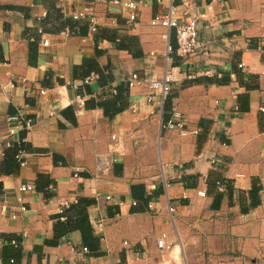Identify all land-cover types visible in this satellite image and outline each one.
<instances>
[{"label":"crops","instance_id":"0c3cea01","mask_svg":"<svg viewBox=\"0 0 264 264\" xmlns=\"http://www.w3.org/2000/svg\"><path fill=\"white\" fill-rule=\"evenodd\" d=\"M106 1L0 0V162L7 118L20 111L32 120L16 137L23 135L29 149L23 165L0 177V264H264V0H191L192 16L205 15L195 23L209 54L180 59L174 53L168 62L164 53L168 44L177 46L175 30L151 20L181 0H136L134 22ZM82 10L96 17L98 32L62 35ZM39 26L46 48L34 37ZM170 70L167 114H181L184 136L163 128L165 104L148 102L144 85L122 91L121 110L112 117L97 105L132 72L160 78ZM91 75L97 76L86 84ZM224 75L227 83L206 81ZM202 120L210 124L198 149ZM100 159L108 169L98 174ZM213 171L233 186L231 195L219 188L217 208L206 187ZM40 175L53 185L48 199L36 190ZM252 179L262 186L260 204L244 213L242 194ZM132 184L153 194L143 212H131ZM23 185L34 190L22 193ZM81 198L94 201L88 217L99 256L82 251L76 230L52 243L55 217ZM163 235L170 250L157 246Z\"/></svg>","mask_w":264,"mask_h":264},{"label":"built area","instance_id":"2783aa9c","mask_svg":"<svg viewBox=\"0 0 264 264\" xmlns=\"http://www.w3.org/2000/svg\"><path fill=\"white\" fill-rule=\"evenodd\" d=\"M92 3H106V0H91ZM158 3H161V0H157ZM109 3H112L118 6L122 11H128V21L134 22L136 19V10H137V2L136 0H110ZM194 5L191 0H181V10L178 7L169 6L165 13L156 14L152 20V26H161L166 29L175 30L176 42L177 46L174 49L170 44L167 45L166 51L164 53V59L166 62L170 61V57L172 54L176 53L180 59H186L192 55H203L208 56L210 51V43L200 36V33L196 26V20L204 18L205 15H200L198 17H193L190 11V8ZM87 10V9H86ZM82 10L79 12H75L71 20L74 22L86 23L88 29L91 33H96L98 30V23L96 17L89 11ZM264 12V9H263ZM46 13H42V19L46 17ZM62 35L66 37L77 35L78 28H74L73 30L70 27H65L61 31ZM35 35L39 37V44L42 47H48L49 41L45 37L44 31L41 26L35 29ZM264 40V38H262ZM261 43V41H260ZM244 65L241 63L239 68H243ZM97 75H91L87 77L84 81L86 84H89L92 79H94ZM98 78V77H97ZM123 82L127 85L128 89L132 88L136 85H144L148 88L149 94L146 96L148 102L152 103L156 99L160 101V104L164 105L170 96L171 92V84L174 80V75L172 71L165 72L160 78L155 77L149 72L139 73L132 72L123 78ZM44 93V91H40ZM75 102L79 106H83V99L77 97ZM7 121L10 123V130L8 132V142L4 145L5 147H9L13 142L17 139V133L20 130H30L32 127V120L27 119L23 116L22 112H17L15 115L9 116ZM163 128L165 129H178L181 135H186L188 131L184 127V122L182 120V116L177 111H171L169 118L166 121H163ZM198 131H193V134H197ZM16 139V140H15ZM24 153L20 152L18 154V160L20 166L23 165V156ZM103 160L98 161V174L104 173L107 171V166L104 165ZM74 176H77L76 174ZM34 187L32 185H23L20 187V192L24 193L27 191H33ZM200 195H204L203 193H199ZM21 203L22 200L19 199ZM23 204V203H21ZM149 206V205H148ZM67 207V204L64 205V208ZM20 210L24 212L26 208L24 205H20ZM173 209L169 208L171 212ZM14 219L16 216H12ZM14 247H17V243L15 241L9 242ZM157 246L160 249L170 250L171 244H166L165 236L163 235L161 239L157 241ZM83 252H87V248H82Z\"/></svg>","mask_w":264,"mask_h":264},{"label":"trees","instance_id":"16d2710c","mask_svg":"<svg viewBox=\"0 0 264 264\" xmlns=\"http://www.w3.org/2000/svg\"><path fill=\"white\" fill-rule=\"evenodd\" d=\"M70 27L72 30L74 28H78V35L80 36L82 31H84V28L86 31H88V26L85 23L81 22H74L69 21L66 23L62 29L65 27ZM43 29V27H42ZM44 30V29H43ZM98 32V31H97ZM34 37H38L34 34ZM115 41L117 44L119 43V39L112 40ZM35 44V43H34ZM172 47L175 49L176 44L172 45ZM94 72H99L97 69ZM236 76L241 77V73L239 71L234 72ZM212 79H206L208 83H216V84H224L227 83L229 79V75H227V78L222 76L221 78H214ZM126 85V84H125ZM122 85L119 87H116L114 89V93L110 97H106L105 99H101L99 102H97V105L103 110L104 114L106 116L112 117L115 114H117L121 110V103H123L122 100V91L125 90V93L127 92V85ZM112 92V90H111ZM240 97L243 98V101L247 100L246 95H240L238 99L240 100ZM164 105V116L163 121H166L169 118V114H167L168 111H170V105H169V99ZM246 104V103H245ZM238 109L242 110V112L246 111L248 109L247 106L243 108L240 106ZM210 122L208 120H202L200 121L199 126L202 129V133L200 135V140L198 139V149L200 146V143L204 141V139L207 136V129ZM264 125L261 124L260 121V128L263 129ZM227 143V141H224ZM29 151L28 146L25 142V137L22 135H19L17 140L13 142L9 147L4 149V160L0 162V177L1 176H9L12 174H15L18 172L20 164L18 160V154L20 152L27 153ZM221 172V171H220ZM213 171L210 172L206 179V187L207 192L214 197L213 202V208H217L219 205V202L222 198L223 193L219 191V188H223L224 192H228L229 195L233 192V186L231 181L224 178L222 173ZM198 178V177H197ZM196 178V179H197ZM39 180H44L42 182V186H39L37 184L36 190L38 192L43 193L45 199L50 198L53 195V190L49 189L50 186H53L51 181L47 176L40 175L38 176ZM190 178H187L186 176L181 177L180 182L187 183L186 180ZM39 183V182H38ZM262 190V186L260 185V181L258 179H252V185L251 189L248 191L247 196L242 194V200H248V205L246 207H242V212L246 213L249 209L254 208L260 204V192ZM130 194L132 199L134 200V205L131 208V212H143L146 209H148V205L153 199V194H148L145 191V188L142 184H132L130 185ZM93 200L87 199V198H81L76 203L70 204L68 207H66L61 214L57 215L54 220V241L53 244H57L58 240L66 235L67 233L71 231H79L82 238L83 245L89 250V252L93 256H99L100 248H99V240L94 235L92 226L89 222L88 217V207L93 204ZM13 246V245H12Z\"/></svg>","mask_w":264,"mask_h":264}]
</instances>
